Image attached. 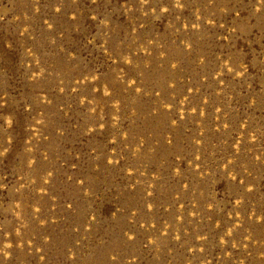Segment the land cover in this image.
Instances as JSON below:
<instances>
[{
    "label": "rangeland",
    "instance_id": "374dc122",
    "mask_svg": "<svg viewBox=\"0 0 264 264\" xmlns=\"http://www.w3.org/2000/svg\"><path fill=\"white\" fill-rule=\"evenodd\" d=\"M0 264H264V0H0Z\"/></svg>",
    "mask_w": 264,
    "mask_h": 264
}]
</instances>
